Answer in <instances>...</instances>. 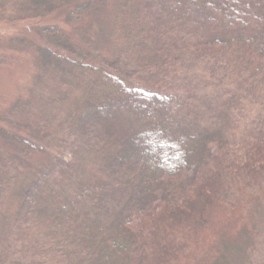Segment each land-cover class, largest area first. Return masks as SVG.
<instances>
[{
  "label": "trees",
  "instance_id": "1",
  "mask_svg": "<svg viewBox=\"0 0 264 264\" xmlns=\"http://www.w3.org/2000/svg\"><path fill=\"white\" fill-rule=\"evenodd\" d=\"M20 1L35 17L13 20H38V47L29 95L0 115L5 264L40 263V236L64 264H251L264 214V0ZM207 87L241 102L229 134L185 128ZM35 93L64 102L65 119L39 116Z\"/></svg>",
  "mask_w": 264,
  "mask_h": 264
},
{
  "label": "rangeland",
  "instance_id": "2",
  "mask_svg": "<svg viewBox=\"0 0 264 264\" xmlns=\"http://www.w3.org/2000/svg\"><path fill=\"white\" fill-rule=\"evenodd\" d=\"M6 8L7 11L2 12L9 17L8 20H3V14L0 10V115L7 113V116H12L16 114L17 102L22 101V99H26L29 95L30 86L32 84V61L34 60L33 58L37 57L34 55L37 51L34 49V46L38 47V43H33L34 38L32 40L30 39L32 38V32L36 31L34 29V22H37L38 20L29 19L28 21L17 22L13 20L20 15L35 17V6H33L32 3H22L20 0H8ZM52 20L54 19L50 20V18H48L47 22H44L46 24L43 25L50 24ZM259 20L263 23L264 15L260 14ZM58 21L60 26H65L62 17ZM67 41L68 40H65V43H68ZM122 68L127 69L128 71H131V69L134 70L131 63L122 64ZM28 76L30 79L27 81ZM205 90L207 91L204 94V101L199 100L195 102L189 110L184 112L186 130L196 134L198 132L202 133L206 130L216 132L221 135V123H224L226 127L225 134L231 133L229 122H232L233 118H235L234 120L240 118L238 114L242 111V109H239L238 107L241 106V102H238V99L233 97L232 94V96L224 95L225 93L222 90L217 91L211 87H207ZM200 93H203V91H200ZM21 94L23 97H21ZM58 94H60V91H57L56 95ZM51 96L53 97V95ZM35 97L39 100L43 99L39 96V93H37ZM203 103L208 106L201 107ZM43 104L45 105L40 106L41 112L35 109V105L34 110H36L39 113V116H42L44 120L45 117H47V119L52 118V120H54L53 118H58L61 115L60 119H65L67 105L64 104V102L60 107H57L56 104H48L47 100L43 99ZM58 122L59 121H57V123ZM242 126H244V124H242ZM119 131L120 130H118V132ZM51 149L53 151H58L56 146ZM61 154L62 157L68 161L74 157L70 150H64ZM75 157L80 160L79 162H74L77 164L76 170H85L84 167L86 165L84 162L89 159L84 158L82 154L75 155ZM86 163L88 164V162ZM259 222V233L253 249L254 251L251 264H264V214L259 219ZM4 223L8 224V221L4 220ZM4 223L3 221L0 222V227L4 228ZM11 227L12 226H10L9 229ZM6 236L7 238H10V235ZM3 237V233L0 232V264H5L6 256H8L7 250L3 251L4 248H6L7 245L8 247H13L14 245L12 240H9V243L7 242V244L4 245L2 242L4 241ZM15 237H17V235ZM35 243L37 244V247L47 244L45 247L40 249L42 255L40 259L41 262H35V264H64L63 260H61V255H59V251L61 249L53 248L50 243H47V240H45L43 236L36 238ZM64 247L67 249L66 246ZM27 257H29V254ZM28 260L23 261V263L20 264H29Z\"/></svg>",
  "mask_w": 264,
  "mask_h": 264
}]
</instances>
